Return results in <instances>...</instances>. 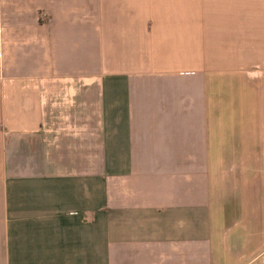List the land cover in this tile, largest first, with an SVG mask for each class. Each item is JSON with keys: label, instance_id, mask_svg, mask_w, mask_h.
Returning <instances> with one entry per match:
<instances>
[{"label": "crops", "instance_id": "1", "mask_svg": "<svg viewBox=\"0 0 264 264\" xmlns=\"http://www.w3.org/2000/svg\"><path fill=\"white\" fill-rule=\"evenodd\" d=\"M0 264H264V0H0Z\"/></svg>", "mask_w": 264, "mask_h": 264}, {"label": "rangeland", "instance_id": "2", "mask_svg": "<svg viewBox=\"0 0 264 264\" xmlns=\"http://www.w3.org/2000/svg\"><path fill=\"white\" fill-rule=\"evenodd\" d=\"M56 99V98H55ZM56 101H59V99L57 98ZM89 165V169L91 170L92 168V163H87ZM101 170H104V168L106 169L105 163L101 162L99 163ZM226 165V166H225ZM250 165H252L251 163H239V162H228V163H224V167L223 168H227L232 172H229V177L227 179V182L230 183L233 179V181H235L239 175V171L241 169H246L249 168ZM103 175V173L101 174V176Z\"/></svg>", "mask_w": 264, "mask_h": 264}]
</instances>
